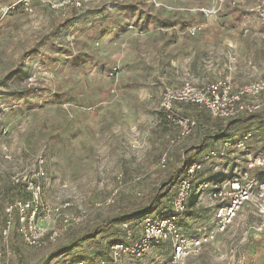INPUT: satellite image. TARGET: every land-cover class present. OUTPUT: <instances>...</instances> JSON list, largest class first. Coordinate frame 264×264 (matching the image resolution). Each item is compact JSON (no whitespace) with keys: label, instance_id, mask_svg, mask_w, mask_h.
I'll use <instances>...</instances> for the list:
<instances>
[{"label":"rangeland","instance_id":"1","mask_svg":"<svg viewBox=\"0 0 264 264\" xmlns=\"http://www.w3.org/2000/svg\"><path fill=\"white\" fill-rule=\"evenodd\" d=\"M16 1L0 0V248L9 252L8 264L108 259L111 245L126 240L124 223L140 233L141 212L173 183L185 157L197 162L220 148L228 140L220 133L228 130L252 135L244 149L205 163L194 185L198 203L180 216L182 231L198 235L214 227L221 207L211 198L216 183L245 173L264 181V163L250 166L264 158V107L237 122L213 119L197 106L179 107L180 117L196 121L188 138L177 137L179 118L167 119L161 108L165 92L187 82L230 77L241 86L260 78L262 25L243 2L211 18L199 9L216 0H98L82 11L36 5L32 14L2 12ZM194 25L202 30L192 36ZM39 166L44 204L71 203L75 220L35 249L17 232L8 242L2 233L4 208L19 197L12 177ZM245 207L218 242L184 264H264V231H251L264 218ZM133 213L135 219L122 221ZM40 223L49 233L61 226L52 214L41 213ZM87 232L96 235L79 237ZM170 254L164 243L145 258L119 264H167Z\"/></svg>","mask_w":264,"mask_h":264},{"label":"built area","instance_id":"2","mask_svg":"<svg viewBox=\"0 0 264 264\" xmlns=\"http://www.w3.org/2000/svg\"><path fill=\"white\" fill-rule=\"evenodd\" d=\"M98 0H17L13 5L3 8L7 13L16 8L32 14L36 5L47 6L51 10L61 11L70 7L78 10ZM158 4L159 0H150ZM240 0H216L212 8H201L199 11L206 17L211 18L222 10L223 6H237ZM247 12L255 16L263 27L264 40V0H256L246 5ZM202 30V25H194L188 29L189 34L195 36ZM117 68L111 72L114 76ZM264 70L257 81L235 87L230 79H221L212 83L195 85L185 83L180 88L168 89L163 95L161 108L167 119L179 118L177 128L178 138L190 137L196 129V121L183 118L179 115V107L184 105L197 106L205 110L213 119L222 121L237 120L246 116H252L263 110L264 102ZM251 134L224 140L220 148L206 154L202 159L190 165L179 181L175 195L171 201V208L160 216L148 215L142 218L140 233L132 228L130 222L123 224L126 240L111 248L109 259H102L96 263L79 260L73 264H119L124 258H145L154 249L164 243L171 247L170 260L167 264H184L185 261L199 257L206 246H210L225 234L233 225L245 206H253L255 212L264 218V181L258 182L248 179V173L244 176L217 183L213 187L211 198L220 201L221 207L216 213L215 225L209 231L188 235L179 225L180 216L187 211L188 201L194 190L198 174L203 170L206 162L212 158H223L233 154L236 149H244L249 142ZM262 156L255 158L253 165L264 163ZM43 161L39 162L41 165ZM166 158L162 159L165 166ZM45 172L41 166L27 176H14L12 183L16 186L23 185L28 198L16 199L8 203L4 208L5 226L3 237L9 241L14 232L29 247L35 249L44 248L49 242L57 239L66 232L75 220L70 212L71 203L51 207L44 204L42 179ZM259 201H262V203ZM98 205V204H97ZM57 216L61 226L49 233L40 223V214ZM264 224L258 227L262 231ZM8 251L0 248V264H8L6 261Z\"/></svg>","mask_w":264,"mask_h":264},{"label":"trees","instance_id":"3","mask_svg":"<svg viewBox=\"0 0 264 264\" xmlns=\"http://www.w3.org/2000/svg\"><path fill=\"white\" fill-rule=\"evenodd\" d=\"M95 3H97V2H94V3H91V4L87 5L84 9L88 8V6H90L92 4H95ZM70 8H73L74 10H77V11L84 10V9L78 10V9H76L74 7H70ZM70 8H67V9H70ZM67 9H64V10H61V11H65ZM105 35H106V31L104 30L102 32V36H105ZM163 114H164V112H163ZM255 115L243 117V118H240V119H237V120H232V121L237 122L239 120L249 119L250 117H253ZM247 133L249 134V132H244L243 134H241L239 136H236L237 132L228 130L226 132V135H224L225 133H220V135H222L223 138H227L228 140H230V139H234L236 137H242L244 135H247ZM193 162L194 161H192L190 157H187V156L185 157V160H184V163H183L181 169H179L178 173L175 176H173V179H174L173 183H170V185L168 186V188L165 190L164 193H161V194L155 196L154 204L152 206H149L148 208H146L143 212H141V214H143V217L148 216V215H152V212H153L152 208L156 209L157 215H155V216L163 215L167 211H169V209L171 208V201H172V199H173V197L175 195V192L177 190L178 183L184 177L188 167L190 165H192ZM218 183H220V182H218ZM11 189H12L13 192H16L19 195L18 199L28 198L27 192H26L25 187L23 185L16 186V185H14L12 183ZM197 203H198V195L194 191L192 193L189 201H188V205H187L188 208L187 209H193L197 205ZM136 215H138V213H136V214L133 213V214L127 215L126 218H124L122 221L125 222V221H130L132 219H135ZM5 221H6V218H5ZM114 223H115V221L112 220V221H110L109 225H112ZM94 235H96L94 232H87V234H84V235L79 236V237L84 239V238H87V237H94ZM82 239H77L76 238V240H82ZM121 242H123V241H121ZM121 242H117V243L112 244L111 247H110V252H111V248L114 245H116L118 243H121Z\"/></svg>","mask_w":264,"mask_h":264},{"label":"crops","instance_id":"4","mask_svg":"<svg viewBox=\"0 0 264 264\" xmlns=\"http://www.w3.org/2000/svg\"><path fill=\"white\" fill-rule=\"evenodd\" d=\"M256 0H254L253 2H249V3H244V1L243 0H240L239 2H238V4L239 3H242L243 2V6L245 7L246 5H250V4H252V3H254ZM262 32H263V27H262ZM262 35H263V33H262ZM264 70V63H263V66H262V71ZM262 73V72H261ZM261 75V74H260ZM230 79L231 81H232V83H233V85L235 86V87H238V86H236L235 84H234V82H233V80L230 78V77H225V78H222V79ZM221 80V79H220ZM255 81H257V80H255ZM253 82V81H252ZM212 83V82H211ZM248 83H250V82H248ZM244 84H246V83H244ZM198 85V84H197ZM200 85H203V84H200ZM243 85V84H242ZM201 110V109H200ZM246 208V207H245ZM245 208H243V210L245 209ZM242 210V211H243ZM241 211V212H242ZM251 212V211H250ZM260 225H257V224H255V226L254 227H252L251 228V231L253 232V234H257V233H260V232H263L264 230H262V231H258L257 229H258V227H259ZM264 229V228H263Z\"/></svg>","mask_w":264,"mask_h":264}]
</instances>
